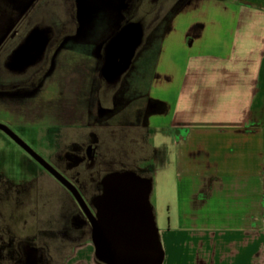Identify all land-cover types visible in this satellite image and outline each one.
I'll return each instance as SVG.
<instances>
[{
	"label": "crops",
	"instance_id": "obj_1",
	"mask_svg": "<svg viewBox=\"0 0 264 264\" xmlns=\"http://www.w3.org/2000/svg\"><path fill=\"white\" fill-rule=\"evenodd\" d=\"M38 35L45 60L117 84L98 154L116 172L140 163L159 264H264V0H0V71L19 77ZM168 167L173 217L160 231L150 198ZM79 246L66 264H106Z\"/></svg>",
	"mask_w": 264,
	"mask_h": 264
},
{
	"label": "rangeland",
	"instance_id": "obj_2",
	"mask_svg": "<svg viewBox=\"0 0 264 264\" xmlns=\"http://www.w3.org/2000/svg\"><path fill=\"white\" fill-rule=\"evenodd\" d=\"M10 38L8 35L7 40ZM172 51L162 52L163 62L175 59L176 52ZM39 53L45 54L43 50ZM36 57L29 53L17 63L19 77H7L0 71V264H19L23 247L31 246L42 247L50 264H66L78 245L77 252H89L90 262L108 264L96 253L92 224L83 217L74 193L61 188L26 149L44 157V147L63 150L53 149L57 141L85 142L92 138L88 123L98 108V75L89 66L61 68ZM30 70L35 74L25 77ZM136 164H118L113 175L132 174L149 185L146 178H140L142 173ZM98 179L85 173L72 181L82 190L86 185L95 187ZM105 180L101 179V189H90L99 198ZM172 180L171 167L153 179L150 203L160 231L172 225ZM92 196H88L91 213ZM68 264H72L70 260Z\"/></svg>",
	"mask_w": 264,
	"mask_h": 264
},
{
	"label": "flooded vegetation",
	"instance_id": "obj_3",
	"mask_svg": "<svg viewBox=\"0 0 264 264\" xmlns=\"http://www.w3.org/2000/svg\"><path fill=\"white\" fill-rule=\"evenodd\" d=\"M45 41V37L38 35L34 49L32 50V54H36V60L40 61V59L43 58V53H39V51L44 52V47L42 48V43ZM129 55V52H125L122 54L123 57L120 62V70L125 69L124 64L126 63L127 57ZM35 57V56H34ZM24 60V59H22ZM20 60V61H22ZM107 80L111 81L110 77H105ZM99 85L101 88H104L103 93H101L100 97L98 98V108L97 111L93 112L91 116V119L89 120L88 127L91 129V137L89 140H85L83 142L82 140L74 141L71 143L63 142V141H57L56 145L53 146V149H63L61 152L57 150H52L51 148L44 147L43 156L38 155L34 151L31 152V157L39 164L43 165V168L45 172L51 177L53 180L56 181L60 185L61 188L65 189L66 191H74L79 198V208L83 213V217H85L86 221L98 223L100 219V203L99 200L103 195L104 191H101L102 195L99 198L98 195L96 196L95 191L90 189L94 188L97 189L96 186H99L102 188V181L101 179H106L105 181L108 182L111 180V178L115 177L116 175H113L116 171L112 169V165H110L107 162V159L100 156L98 154V144L96 139V134L94 128H97L100 125L107 126L109 125V121L114 117V109L108 107L107 105L110 104L112 101H114L113 95L110 96V92L108 89L116 87V83H109L104 82L98 79ZM99 94V93H98ZM102 104L106 105L105 107H102ZM126 108V102H121L120 110L123 111ZM100 111L102 114L100 115L102 117L101 120L96 119L99 117V115L96 113ZM41 133H38L37 137L40 136ZM87 174L89 177L96 179L99 178L98 181H96L95 187L91 185V188H89V185H86L81 190L79 186L75 185V181H72L73 179L78 181V178L81 177L82 174ZM108 178V180H107ZM100 194V193H99ZM93 195V196H92ZM88 196L91 197V207H92V213L90 212V208L88 205ZM90 200V199H89ZM98 201V202H97ZM84 221V218H83ZM93 228V234H94V227ZM19 264H50L49 259L47 258L46 254L44 253V250L40 246H31V248H25L23 247L22 250V258L19 262Z\"/></svg>",
	"mask_w": 264,
	"mask_h": 264
},
{
	"label": "water",
	"instance_id": "obj_4",
	"mask_svg": "<svg viewBox=\"0 0 264 264\" xmlns=\"http://www.w3.org/2000/svg\"><path fill=\"white\" fill-rule=\"evenodd\" d=\"M128 178L122 175L107 182L99 200L101 216L98 223L92 222L96 253L108 264H159L161 253L148 201L149 186L145 193L141 183Z\"/></svg>",
	"mask_w": 264,
	"mask_h": 264
},
{
	"label": "bare ground",
	"instance_id": "obj_5",
	"mask_svg": "<svg viewBox=\"0 0 264 264\" xmlns=\"http://www.w3.org/2000/svg\"><path fill=\"white\" fill-rule=\"evenodd\" d=\"M121 177H122V176H121ZM123 177H129V178H131V179H134V180L138 181L139 183H141V184L143 185L144 191H145V193H147V191H148V186H149V185L146 184V183H144L143 180L137 178L136 176H134V175H132V174L125 175V176L123 175ZM114 178H118V175L115 176V177H113V178H111V180H113ZM129 178H128V179H129ZM111 180H109L108 183L111 182ZM97 202H98V201H97Z\"/></svg>",
	"mask_w": 264,
	"mask_h": 264
}]
</instances>
